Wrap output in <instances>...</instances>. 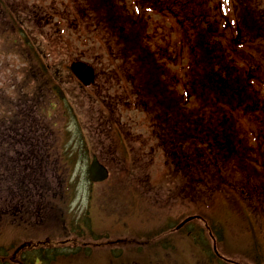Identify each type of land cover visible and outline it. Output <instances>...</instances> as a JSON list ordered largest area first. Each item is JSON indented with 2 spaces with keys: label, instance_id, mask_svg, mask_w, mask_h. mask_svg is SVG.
Segmentation results:
<instances>
[{
  "label": "rangeland",
  "instance_id": "1",
  "mask_svg": "<svg viewBox=\"0 0 264 264\" xmlns=\"http://www.w3.org/2000/svg\"><path fill=\"white\" fill-rule=\"evenodd\" d=\"M14 1L22 6L16 10L23 21L16 26L6 23L5 14L0 17V107L11 101L7 94L26 76L29 34L45 49L46 61L61 69L59 97L53 95L48 104L38 106L37 114L60 129L56 141L53 128L45 138L66 156L71 173L67 184H57L55 163L45 164L54 188L49 201H60L70 224L65 230L70 235L55 238L54 245L76 252L52 264H118L127 258L145 264L144 256L159 257L157 264H195L201 250L187 235L198 226L208 229L205 219L220 227L224 238L220 248L230 264L262 260L264 110L258 107L264 109L259 105L264 84H259L257 94L258 86L251 87L249 77L259 76L264 82V0H215L217 5L222 2L223 19L231 25L220 33L222 44H212L219 52L215 59L205 55L202 46L185 47L177 38L182 30L174 28L167 13L144 7L141 13L133 11L144 0ZM39 4L57 14L45 15ZM209 5L214 11L212 2ZM217 17L219 24L212 22L205 31H184L190 40L208 41V28H223L222 17ZM237 29L243 37L236 36ZM227 47L236 51V61ZM78 59L97 68L94 85L84 87L72 75L70 63ZM196 137L216 139L218 147L224 146L219 152L222 166L203 171L193 163L194 169L188 170L185 154L197 149L202 160L212 154L197 146ZM237 140L239 150H244L239 157ZM26 148L17 145L8 157L27 155ZM95 154L111 170L104 183L94 184L89 178ZM12 188L13 196L0 201V209L5 203L13 215L20 193L17 186ZM38 194L32 191L36 211L45 201H39ZM193 207L202 209V218L177 230ZM34 213L35 209L31 219ZM57 225L52 220L47 227L54 234ZM41 235L32 227L1 224L0 264H18L13 247ZM27 258L26 264H31Z\"/></svg>",
  "mask_w": 264,
  "mask_h": 264
},
{
  "label": "trees",
  "instance_id": "2",
  "mask_svg": "<svg viewBox=\"0 0 264 264\" xmlns=\"http://www.w3.org/2000/svg\"><path fill=\"white\" fill-rule=\"evenodd\" d=\"M144 1L162 10L167 9L171 11L173 7H178V10L174 11L175 16H179L182 20V24H188L191 30H198L203 24H208L210 22V11L204 9L197 12L195 9L198 6H202V3L193 0ZM25 2L27 3V0H25ZM37 6H39V10H42L48 16L57 14L54 13L52 7L48 5L39 4ZM18 8H20V5H17L14 0H0V15L7 14L8 19L12 18L16 26L19 21L17 16L19 12L16 10ZM39 10L37 11L38 14H40ZM28 12L30 13L29 8ZM61 15L63 14L61 13ZM36 26H39V24H36ZM39 44L35 42L29 34L30 50L26 56L28 67L25 66L23 68V70H27L26 76L23 78L21 86H17L15 83V90L7 94L8 99L10 100L11 98V101L5 104V108L0 107V201H4V198L9 199V197L13 196L14 189L12 186H17L20 193V197H18L19 201L15 204V209L12 207L14 210V223H12L11 220L4 219L6 214L10 213V211H6L7 209L4 203L0 209V225L3 223H12L16 227H32L42 233L41 236H35L36 238L31 237L32 245L23 248L21 250L22 252L19 251L14 255L18 264H26L27 262L25 259L27 257V260L29 259L31 264H52L55 262L56 258L76 252H66L57 245H54L55 238L70 235L68 232H65V230H69L70 224L69 217L66 219V213L61 212L62 208L59 207L58 203L60 201H49L53 198L50 197V193L54 191V188L48 177L47 171H45V164L49 166L50 160L55 163V173L60 178L57 184H67V177H69L71 173L69 172V163L64 159L66 156H62L63 154L60 152L58 153L57 146L54 142L60 134V129H56L53 125L51 127L49 120L39 118L37 114L38 106L42 103L48 104L53 95L59 97L60 89L59 91L57 90L59 87L58 78L61 77L59 64L56 65L46 61L47 55L45 54V49L42 46H39V48ZM54 48H57V46H54ZM41 78L46 79L48 82L41 83ZM4 101L7 103L6 99ZM9 104H13L15 108H9ZM52 128L55 131V134L52 132L54 141L47 143L45 132L50 131ZM17 145L27 147V155H16L13 159H10L7 153L11 150L15 151ZM73 154L74 152L68 155L69 157H73ZM44 159H46L47 162H44ZM20 161H22V164ZM15 163L17 165H15ZM10 176L12 178H10ZM64 176L66 177V181L63 182ZM34 189L39 192V201L45 199L42 207H37L39 211H36V206L34 207L31 202V198H33L32 191ZM33 209H35V213L34 218L31 219L30 216ZM46 214L49 215L47 216ZM192 214H202V211L201 209L194 208L189 213V215ZM39 217H41L42 220L46 219L47 222L42 223L41 219L38 220ZM52 220L58 223L56 226L57 232L54 234L50 232V228L47 227ZM207 221L209 225L208 229L207 227L198 226L194 230H191L190 235H187L194 239L193 242H195V246H198L197 248L201 250L200 260H197L195 264H204L203 262H209L210 264H230L229 261L224 260L223 257L216 254L212 244V237L209 235V229H212L217 238L219 251L222 255H227L226 252L221 249L224 246V238L220 231V227L216 224L215 220L210 221L209 219ZM196 222L198 223V221ZM88 226L91 230H95L89 221ZM85 229H87L86 225ZM62 230L65 232L64 234H61ZM98 238L101 241L103 240L101 236H98ZM37 240L42 241L38 242ZM15 248L16 247H13L12 250L14 251ZM254 251L260 253L259 247L254 248ZM19 253L22 254V256L17 258ZM159 260V257L144 256V262H141L145 264H157ZM136 262L138 263L140 260L127 258L125 261L118 264H136ZM253 263H264V256L262 255V260H256Z\"/></svg>",
  "mask_w": 264,
  "mask_h": 264
},
{
  "label": "water",
  "instance_id": "3",
  "mask_svg": "<svg viewBox=\"0 0 264 264\" xmlns=\"http://www.w3.org/2000/svg\"><path fill=\"white\" fill-rule=\"evenodd\" d=\"M76 76L85 84L90 85L95 81V70L88 63L77 60L71 64ZM109 176L108 168L95 156L91 164V177L94 181L105 180ZM189 220V219H188ZM181 226V225H180Z\"/></svg>",
  "mask_w": 264,
  "mask_h": 264
}]
</instances>
